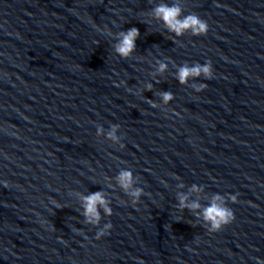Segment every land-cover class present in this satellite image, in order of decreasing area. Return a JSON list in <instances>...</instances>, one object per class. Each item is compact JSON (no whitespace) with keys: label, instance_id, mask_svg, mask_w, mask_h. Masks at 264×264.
<instances>
[{"label":"water","instance_id":"water-1","mask_svg":"<svg viewBox=\"0 0 264 264\" xmlns=\"http://www.w3.org/2000/svg\"><path fill=\"white\" fill-rule=\"evenodd\" d=\"M165 2L206 20L207 33H170L153 14ZM132 27L136 49L121 58L114 34ZM206 61L211 78L178 82V66ZM114 123L123 148L106 138ZM123 169L144 189L135 205L117 182ZM2 181L0 264H257L264 0H0ZM96 191L113 212L100 208L93 226L82 197ZM217 193L238 195L235 218L209 232L197 213ZM180 194L201 209L182 208Z\"/></svg>","mask_w":264,"mask_h":264},{"label":"clouds","instance_id":"clouds-1","mask_svg":"<svg viewBox=\"0 0 264 264\" xmlns=\"http://www.w3.org/2000/svg\"><path fill=\"white\" fill-rule=\"evenodd\" d=\"M183 8L178 3H160L153 9L155 18L164 22L167 30L170 33H174L176 37L182 36L186 31L191 32L193 36L206 34L208 31V23L196 14L182 15ZM140 35L139 30L136 27L129 28L126 31L121 30L115 33L114 51L121 57L127 58L132 55L136 49V40ZM167 63L165 61H159L156 69L157 73L165 71ZM203 76L205 79H209L213 76V65L211 61L204 63H195L189 65L187 63L178 66L176 72V78L180 84H187L189 78ZM117 86L126 84V81L114 82ZM152 83L146 85L147 90H151ZM207 87L206 83H193L191 88L196 92L202 91ZM131 91V89H128ZM162 102L164 105H168L170 101L174 99V93L171 91H163L160 93ZM149 103L152 107H157L156 101L150 100ZM119 124H113L111 130L106 134V138L119 143L120 148L124 147L121 138L117 136V129ZM103 129L98 128V133H102ZM117 182L122 189H124L131 197L132 203L135 205L138 203L140 196L144 193V189L140 187L134 188V177L130 169L121 170L117 177ZM5 187H7V181H2ZM201 189L197 185H192V191L199 192ZM228 200L235 203L238 200V195L234 193H228L227 196H222L219 193L215 194L209 204L201 209V205L198 201L188 203V197L184 194L179 196V204L183 207H188L192 210L201 209L197 213L198 219H202L204 225H206L209 232L219 231L223 226L232 222L235 218L234 211L228 206ZM57 203L56 201H53ZM111 201L105 196L103 191L91 192L88 195L82 197L83 215L85 217V223L93 226L100 225V211L102 208L104 215L111 216L113 209L110 207ZM59 207V205H57ZM112 223L109 221L104 223L100 227L95 236L97 239L101 238L109 232L112 228ZM198 243V241H197ZM257 264H264V258L256 257Z\"/></svg>","mask_w":264,"mask_h":264}]
</instances>
